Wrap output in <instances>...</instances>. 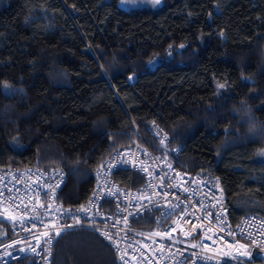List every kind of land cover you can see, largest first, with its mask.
Wrapping results in <instances>:
<instances>
[{"label": "trees", "instance_id": "trees-1", "mask_svg": "<svg viewBox=\"0 0 264 264\" xmlns=\"http://www.w3.org/2000/svg\"><path fill=\"white\" fill-rule=\"evenodd\" d=\"M119 1L0 0V169H63L59 199L77 205L111 151L138 143L219 177L231 226L264 217V0ZM53 264L121 262L82 227L60 236Z\"/></svg>", "mask_w": 264, "mask_h": 264}, {"label": "built area", "instance_id": "built-area-1", "mask_svg": "<svg viewBox=\"0 0 264 264\" xmlns=\"http://www.w3.org/2000/svg\"><path fill=\"white\" fill-rule=\"evenodd\" d=\"M152 127L166 144V130ZM94 176L87 200L68 205L59 199L63 169L1 168L0 264H53L60 236L82 227L107 241L121 264H252L254 254L264 261V217L249 212L231 226L219 177L186 172L138 143L113 149ZM152 212L155 228L133 227Z\"/></svg>", "mask_w": 264, "mask_h": 264}, {"label": "rangeland", "instance_id": "rangeland-1", "mask_svg": "<svg viewBox=\"0 0 264 264\" xmlns=\"http://www.w3.org/2000/svg\"><path fill=\"white\" fill-rule=\"evenodd\" d=\"M163 3V0H160V3L154 4L152 0H120L119 5L122 8H130V7H141V6H150V7H158ZM260 157L264 160V151L260 152Z\"/></svg>", "mask_w": 264, "mask_h": 264}, {"label": "snow or ice", "instance_id": "snow-or-ice-1", "mask_svg": "<svg viewBox=\"0 0 264 264\" xmlns=\"http://www.w3.org/2000/svg\"><path fill=\"white\" fill-rule=\"evenodd\" d=\"M152 2L154 3V4H158V3H160V0H152ZM181 47H183L182 45H181ZM125 162H127V161H125ZM109 167H111V165H109ZM81 211H87V209H81ZM57 235H59V232H57L56 233ZM47 235V234H46ZM109 239H111V237H109ZM241 247H244L243 245L241 246Z\"/></svg>", "mask_w": 264, "mask_h": 264}]
</instances>
